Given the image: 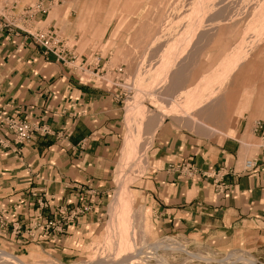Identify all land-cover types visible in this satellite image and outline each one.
Masks as SVG:
<instances>
[{"label":"rangeland","instance_id":"rangeland-1","mask_svg":"<svg viewBox=\"0 0 264 264\" xmlns=\"http://www.w3.org/2000/svg\"><path fill=\"white\" fill-rule=\"evenodd\" d=\"M0 19L10 36L41 30L59 39L60 61L73 75L108 83L123 97L126 129L108 207L78 252L59 257L51 245L13 248L0 239V264H18L4 261V252L25 264H102L119 253L130 255L121 264H251L241 255L264 264L257 244H224L186 221L168 227L161 222L167 214L154 211L140 191L155 165L158 132L182 150L228 136L238 137L246 158L260 148L253 130L264 121V0H0ZM188 164L165 169L188 179L197 173L183 170Z\"/></svg>","mask_w":264,"mask_h":264},{"label":"crops","instance_id":"crops-1","mask_svg":"<svg viewBox=\"0 0 264 264\" xmlns=\"http://www.w3.org/2000/svg\"><path fill=\"white\" fill-rule=\"evenodd\" d=\"M9 30L0 19V105L9 104L10 114L46 123L52 133L35 135L23 145L0 144V211H7L8 225H0V239L13 248L51 245L59 257L74 255L95 233L109 204L106 197L113 192L112 170L126 133L123 97L108 83L78 78L28 36H10ZM253 132L259 137L255 127ZM158 134L155 165L142 178L140 191L154 211L167 214L161 222L177 229L186 221L189 229L203 228L206 238L219 236L224 244L264 248L262 148L251 157L259 158L256 170L235 175L233 171H242L250 158L244 156L238 137L182 150L163 131ZM183 161L196 168L193 177L182 179L177 169H165L169 162ZM221 169L231 171L224 177L231 184L225 193L216 189L215 174ZM43 193L50 205L46 217H53L58 205L73 207L87 200L92 210L59 237L14 236L12 223L27 224L38 210L36 194Z\"/></svg>","mask_w":264,"mask_h":264},{"label":"built area","instance_id":"built-area-1","mask_svg":"<svg viewBox=\"0 0 264 264\" xmlns=\"http://www.w3.org/2000/svg\"><path fill=\"white\" fill-rule=\"evenodd\" d=\"M26 34L33 42L43 48L45 55L53 54L57 60H64L63 51L61 50V41L54 39L53 35H48L45 31H26ZM9 104L0 105V144L8 148L11 144L23 145L27 141L31 140L35 135L45 136L52 133L49 125L46 123H39L31 121L25 118H21L18 115L10 114ZM255 131L259 133V137L262 141L260 147L263 150L262 158H264V121H258L255 125ZM259 158H249L244 162L242 171H233V174L239 175L243 172L252 173L258 166ZM180 168V166H178ZM177 169V168H176ZM193 173L196 172V168L188 164L187 168ZM179 169H177L178 171ZM182 171V170H181ZM231 172V171H230ZM222 169L215 174L216 189L220 193H225L231 188V184L224 180L225 175L230 173ZM192 173V174H193ZM38 210L36 214L31 218L27 224L22 223L21 220L14 221L12 223L11 232L16 235L24 237H36L39 234H50L51 229L58 230V232H64L67 230L70 224H75L80 219L88 214L92 210V205L87 202L79 205L69 207L67 205H58L55 209V215L46 217L45 210L50 207L46 198V194H36ZM6 210L0 211V225L2 228L7 227L6 223Z\"/></svg>","mask_w":264,"mask_h":264},{"label":"bare ground","instance_id":"bare-ground-1","mask_svg":"<svg viewBox=\"0 0 264 264\" xmlns=\"http://www.w3.org/2000/svg\"><path fill=\"white\" fill-rule=\"evenodd\" d=\"M210 6H211V5H210ZM199 24H201V23L199 22ZM195 26H196V25H195ZM199 26H200V25H199ZM201 26H202V25H201ZM201 26H200V27H201ZM194 29H195V28H194ZM194 29H193V30H194ZM195 30H196V29H195ZM194 32H195V31H194ZM194 32H193V34H196V33H194ZM196 32H197V31H196ZM193 36H194V35H193ZM193 36H192V37H193ZM192 37H191L190 39L187 38V41L183 44V46H186L185 48H187V46H190V44H191V40L193 39ZM183 50H184V49H183ZM174 53H175V52H174ZM182 54H183V53H182ZM182 54H181V55H182ZM184 54H185V53H184ZM177 55H178V54H177ZM177 55H176V53H175V56H177ZM179 55H180V54H179ZM178 57H179V56H178ZM173 58H175V57H173ZM180 59H181V58H180ZM179 62H180V60H179ZM174 64H175V63H174ZM165 67L167 68V66H165ZM169 67H170V64L168 65V69H169ZM226 69H227V68H226ZM165 70H166V69H165ZM169 71H170V70L164 71V72H165V73H164L165 77L169 75ZM161 74H162V73H161ZM162 75H163V74H162ZM164 75H163V76H164ZM160 76H161V75H160ZM163 76H161V77H163ZM161 121H162V118H159V123H160ZM134 131H135V130H134ZM136 134H137V133H136ZM130 137H132V136H130ZM128 138H129V137H128ZM136 138H137V136H136ZM130 140H131V139H130ZM135 140H136V139H135ZM149 141H150V140H149ZM129 146H130V145H129ZM127 148H128V147H127ZM147 148H148V147H147ZM147 148H146V149H147ZM138 149H139V148H138ZM125 152H126V153H130V152L128 151V149H126V148H125ZM125 152H124V153H125ZM140 152H141V151H140ZM145 152H146V151H145ZM126 153H125V155H126V157H127L128 154H126ZM140 154H141V153H140ZM125 155H124V156H125ZM132 155H133V154H132ZM141 155H142V154H141ZM144 156H145V155H144ZM128 157H129V156H128ZM130 157H131V156H130ZM141 158H142V157H141ZM144 158H145V157H144ZM144 158H143V159H144ZM145 159H146V158H145ZM126 160H127V158H126ZM146 160H147V159H146ZM143 161H144V160H142V162H143ZM125 163H126V162H125ZM125 163H124V164H125ZM144 163H145V162H144ZM140 164H141V163H140ZM124 166H125V165H124ZM139 168H140V166H139ZM144 168H145V167H144ZM141 170H142V169H141ZM138 171H139V170H138ZM138 171L136 170V173H137ZM142 171H143V170H142ZM142 171H141V172H142ZM139 172H140V171H139ZM137 175H139V173H138ZM134 177H136V175H135ZM126 189H127V187H125L124 190L121 189V192L123 191V194H124V192L126 191ZM125 195H126V194H125ZM127 195H129V194H127ZM120 196H123V195H120ZM119 199H120V198H119ZM126 199H127V198H126ZM128 203H129V202H128ZM120 208H121V207H120ZM120 212H121V211H120ZM129 219H130V218H129ZM123 221H124V220H123ZM124 223H125V222H124ZM120 230H121V229H120ZM120 230H119V231H120ZM111 231L113 232V230H111ZM119 233H121V232H119ZM123 236H124V235H123ZM123 236H122V237H123ZM120 241H121V240H120ZM120 241H119V242H120ZM131 245H132V244H131ZM123 249H126L124 253H132V251H133V250H131V248H128V247L125 248V246L123 247ZM230 254H232V253H230ZM123 255H125V256H123ZM129 256H130V255H126V254H123V253H119L118 255H115V256L112 257L113 260H112V259H109V258H108V259H105V261H104L102 264H121L120 262H121L122 260H120V258H124V259L126 260V259L129 258ZM2 257H5V259H3L4 261L6 260V261L10 262L8 259H6V258H9V259H11V260H14V261H15L16 263H18V264H25V263H24L23 261H21L17 256L11 255V254H9V253H7V252H6V253H2ZM2 257H1V258H2ZM241 257L244 258V259H246V260H247L248 262H250L251 264H261V263H259L256 259H254V258H252V257H247V258H246V257H244V256H242V255H241ZM131 258H132V257H131ZM1 260H2V259H1ZM107 260H108V261H107ZM116 260H120V261H119V262H116ZM208 260H209V259H208ZM210 260H213V259L210 258ZM97 262H98V261H97ZM97 262L92 263V264H97ZM122 262H124V261H122ZM12 263H13V262H11V264H12ZM134 263H136L135 260H133V261H129V264H134ZM124 264H125V263H124Z\"/></svg>","mask_w":264,"mask_h":264}]
</instances>
